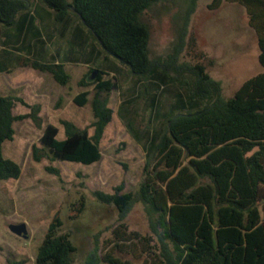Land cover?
<instances>
[{
    "label": "trees",
    "instance_id": "obj_1",
    "mask_svg": "<svg viewBox=\"0 0 264 264\" xmlns=\"http://www.w3.org/2000/svg\"><path fill=\"white\" fill-rule=\"evenodd\" d=\"M55 13L56 22L73 12L104 51L131 68L137 77L167 83L169 70L185 72L192 82H183L163 133L153 135L144 181L135 192L120 186L113 194L97 193L98 199L114 205L120 226L109 250L99 247L86 264H133L123 259L151 248V238L127 233L124 221L136 204H142L149 221L155 250L148 251L159 264H264V72L246 81L226 99L221 82L213 79L203 64L179 65L193 6L183 18L179 43L166 63L151 58L150 27L144 14L164 0H41ZM243 6L255 31L264 69V0H228ZM220 3L221 0H216ZM33 0H0V47L4 30L17 25V16L29 13ZM37 71L51 74L67 86L70 76L63 65L26 60ZM162 69V70H161ZM94 82L88 77L82 87L95 86L92 107L95 133L63 122L66 138L50 124L34 148V159L94 165L102 160L100 143L113 120V110L104 94L112 84L103 81L101 70ZM139 81V80H138ZM89 91L75 98L83 107ZM23 100L0 93V181L18 180L21 166L4 156V145L14 140L15 124L32 118L40 123V107L27 115L14 110ZM43 152V155L41 154ZM59 219L50 225L38 250L35 264H75L77 247L62 233ZM113 245V244H112ZM133 245V246H132Z\"/></svg>",
    "mask_w": 264,
    "mask_h": 264
},
{
    "label": "rangeland",
    "instance_id": "obj_2",
    "mask_svg": "<svg viewBox=\"0 0 264 264\" xmlns=\"http://www.w3.org/2000/svg\"><path fill=\"white\" fill-rule=\"evenodd\" d=\"M193 4L194 0H164L145 12L143 19L150 27L153 60L164 64L175 53L183 18ZM41 20L38 19L39 29L49 51L43 62L55 64L59 59L68 64V48L72 43L48 35L50 26ZM53 23L54 27L59 24ZM93 44L99 50L94 66L90 69L81 66L83 75L77 67L69 66L67 86L57 83L51 74L37 70L33 71L34 75L29 71L30 82L14 84L25 102L17 103L15 115L30 114L33 107L39 106L40 123L32 118L17 122L14 140L4 145L5 158L18 163L22 175L18 180L0 181V264H35L38 250L55 219L62 222V233L69 234L78 249L75 264H86L97 247L105 252L114 246L118 242L115 232L121 224L119 213L114 205L101 202L97 193L113 194L120 186L124 192L139 189L149 162L150 140L164 132L178 93H184L182 83L192 82L188 74L174 69L169 70L167 83L137 77L128 65L104 51L98 42L93 40ZM73 47L78 59L87 57L77 44ZM259 55L258 38L243 6L228 0L220 3L195 0L185 46L178 56L179 65L203 64L210 76L222 83L224 97L230 99L246 81L264 72ZM97 68L104 72L103 81L112 84L110 92L103 95L113 110V120L100 143L102 160L86 166L44 156L37 162L34 148H42L40 140L50 124L59 129V140L66 138L65 121L94 135L96 118L91 101L95 86L82 87L80 83L87 77L94 82L99 73L92 79L91 69ZM40 76L44 78L37 79ZM8 85V80L0 85L5 96L12 95L7 91ZM84 91L90 92L89 102L80 107L75 98ZM124 223L128 234L136 232L151 238L152 243L150 250L127 254L123 259L133 264H155L148 251L154 252L156 239L144 206L136 204ZM22 224L27 227V238L10 230L11 225Z\"/></svg>",
    "mask_w": 264,
    "mask_h": 264
},
{
    "label": "crops",
    "instance_id": "obj_3",
    "mask_svg": "<svg viewBox=\"0 0 264 264\" xmlns=\"http://www.w3.org/2000/svg\"><path fill=\"white\" fill-rule=\"evenodd\" d=\"M33 2L34 4L29 13H21L17 16V25L4 30L3 42L0 47V85L3 81L8 80L10 85L7 86V91L12 95L19 93L18 95L20 96L11 95L19 100H23L21 98L23 95H21V90H16L14 84L22 85L30 82V79H27V75L29 71L30 73L32 71V75H34L33 71H35L23 59L43 62L45 56L49 53L42 39L38 19H42V23L44 20L50 26L49 31H47L48 35H51L55 39L60 37L65 40L68 39L70 44L72 43L68 48V64H63L59 59L55 60V64L63 65L65 71L69 66L77 67L80 73L81 66L83 65L90 69L91 66H94L96 61L94 63L93 61L97 51H99L93 44L94 39L91 33L81 25L75 13L71 12L64 22H56V15L52 9L47 7L41 0H33ZM53 22L59 24H55L54 27ZM75 44L83 49L87 57H84L82 60L78 59L73 47ZM41 78L44 77L40 76L37 79ZM34 86L37 87L38 84ZM1 94L4 95L3 93Z\"/></svg>",
    "mask_w": 264,
    "mask_h": 264
},
{
    "label": "water",
    "instance_id": "obj_4",
    "mask_svg": "<svg viewBox=\"0 0 264 264\" xmlns=\"http://www.w3.org/2000/svg\"><path fill=\"white\" fill-rule=\"evenodd\" d=\"M98 74V71H95L93 73L92 79L96 78ZM10 230L12 233L16 234L17 236L27 238L28 237V231L26 225H11Z\"/></svg>",
    "mask_w": 264,
    "mask_h": 264
}]
</instances>
